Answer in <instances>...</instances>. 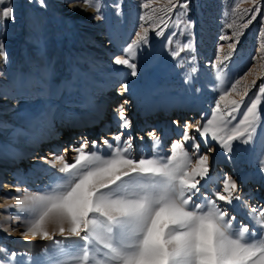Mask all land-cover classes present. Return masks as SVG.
I'll list each match as a JSON object with an SVG mask.
<instances>
[{
	"label": "rangeland",
	"instance_id": "1",
	"mask_svg": "<svg viewBox=\"0 0 264 264\" xmlns=\"http://www.w3.org/2000/svg\"><path fill=\"white\" fill-rule=\"evenodd\" d=\"M13 2L16 5V20L15 23L8 22L7 34L3 36L8 59L6 62L0 61V193L3 192V181L8 177V167L14 160L7 146L25 143L30 129L38 130L44 119L57 120L59 124L65 120L69 110L83 109L87 103L85 95L92 96L96 89L102 88L110 97L120 100L123 97H133L136 112L126 113L131 118V127L127 129L125 136H132L133 155L139 157L153 153V141L148 136L149 132L155 131L159 139L155 151L161 155L169 154L175 134L181 138L180 131H174L176 125H169L166 120L169 131L160 141L162 126L154 120L155 115L151 118L144 116L149 112L150 103L160 102V109H171L173 105L170 101L182 102L189 96L190 109L184 114L201 109L200 120L206 122V119L212 118L216 101L237 78L245 76L251 70L237 86L239 92H243L245 84H250L253 79L257 86L264 83V60L258 58L264 52L261 49L264 44V13L257 14V19L248 28L240 29L242 9L252 6L246 0H188V9H180L170 17H165L168 27L164 28V35L156 36L154 31H149L148 44L137 50L133 60L138 66V75L135 77L131 76L130 69L115 65L113 60L122 55V48L130 39L135 38V32L140 31L142 23L149 26L147 22L140 20V16L146 12L148 15L152 14L141 7L145 0H115L120 6L119 16L115 13L114 0H99L101 14L104 16L99 21L92 18L94 9L82 11L83 5L73 8L67 0H45L46 7H40L38 3L29 4L28 0ZM165 2L166 0H159L153 7H163ZM261 6L264 7V0H261ZM189 21L193 25L191 29L186 28ZM228 24L233 27H226ZM234 30L242 31L243 35L235 49L229 50L227 44L231 41H221L219 37H231ZM173 33L176 35L170 43L167 37ZM185 43H190L191 48L173 58L172 50L179 51ZM220 45L224 49L219 53L221 59L229 52L231 57L220 66L221 71L218 73L213 65L218 63L217 48ZM150 78L154 79V86L146 85ZM257 91L258 87L248 93L246 104L255 97ZM228 99L239 97L233 93ZM198 101L202 102L203 107H198ZM221 106L223 107V102ZM110 110L111 101H108L103 116L101 115L103 118L99 117L102 120L96 118L98 126L94 121L97 128L93 134L87 133L86 138L90 145L91 141L96 140L100 150L105 153L108 151L101 146L109 136L104 134L110 130L115 133L119 128L115 130L109 125L102 126L108 121L112 113ZM244 111L246 107L242 106L235 114L237 119L232 121L233 125L242 118ZM261 114L264 115V105L261 106ZM191 121L195 123L197 120ZM86 124L88 123L82 122L78 125V135L85 132L82 127ZM57 131H60L59 126ZM77 134L69 135L64 143L52 149L53 155H65L72 162L75 153L71 151V147L77 144L75 139H80L75 137ZM15 136L18 137L17 140L14 139ZM36 146L24 151V159L33 153ZM65 147L67 151L64 150ZM201 151L206 152L207 149L202 146ZM210 155V178L201 182V192H214L221 186L222 178L231 175L239 182L243 199L234 201L231 205L219 203L236 217L237 225L247 223L251 227H258L251 209L264 208V173L259 171V160L264 159V126L258 127V134L252 144L235 142L230 156L219 148ZM43 157L48 160L53 158L47 155ZM228 160L235 162L239 175L221 169V165H227ZM36 166L44 169V176L29 181V174H18L11 181L12 186L5 191L6 201L0 205V259H5L10 252L18 253L10 264H47L49 254L57 249L55 241L41 240L38 237L32 246L24 247L25 237L19 234L24 228L17 220H13L24 216L14 206L25 190L43 191L62 175L57 171L59 164L56 168L50 164ZM258 180L263 182V186L254 189L251 185H255ZM9 205L13 207H8ZM4 227L15 231L9 234L3 231ZM52 230L50 226L49 231ZM55 240L62 244L71 243L64 241L58 234Z\"/></svg>",
	"mask_w": 264,
	"mask_h": 264
},
{
	"label": "snow or ice",
	"instance_id": "2",
	"mask_svg": "<svg viewBox=\"0 0 264 264\" xmlns=\"http://www.w3.org/2000/svg\"><path fill=\"white\" fill-rule=\"evenodd\" d=\"M67 2L73 8L83 5L82 11L92 8L93 19H104L99 0ZM246 2L252 6L242 9L240 29L248 28L257 14L264 13L261 0ZM28 3L46 7L45 0H28ZM154 3L159 0H145L141 5L152 13L140 16L149 26L142 23L135 38L122 48V55L113 60L115 65L130 69L133 77L138 75L133 60L137 50L148 44L149 31H154L156 36L164 35V28L168 27L165 17L190 7L188 0H166L159 8L153 7ZM114 9L119 16L120 6L115 0ZM15 20L13 0H0V61L3 62L8 59L3 36L7 34L8 22ZM192 27L189 21L186 28ZM175 35L167 37L170 43ZM242 35V31L234 30L231 37L221 35L219 39L231 41L227 47L234 50ZM190 48L191 44L185 43L179 51L173 49L171 55L177 58ZM223 50V45L217 48L218 63L213 65L218 73L231 57L229 52L221 59L219 53ZM258 58L264 60V52ZM250 72L237 78L219 97L211 119L195 123L185 120L183 124L179 119L172 121L180 129L181 139L172 142L169 154L155 151L159 139L152 131L148 136L153 141V153L133 155V138L130 134L125 136L131 121L121 106L118 132L111 142L103 140L107 153L100 150L96 140L89 147L85 139L71 147L75 153L72 162L65 155H54L52 160L41 157L53 168L59 164L57 171L62 175L49 188L40 192L25 190L17 200L14 207L24 214L22 219L17 218L24 228L19 234L56 242L57 249L49 254L47 264H264V235H261L264 208L251 209L258 227L247 223L237 225L236 217L219 203L231 205L243 199L240 184L231 175H225L214 192H201V182L210 178V154L219 148L230 156L235 142L252 144L258 127L264 126L261 114L264 83L257 86L253 79L245 84L243 92L237 91ZM257 87L255 97L246 104L248 93ZM233 93L239 99H228ZM242 106L246 111L233 125L235 114ZM202 146L206 152L201 151ZM259 171L264 173V159L259 160ZM3 231L10 234L15 229L4 227ZM57 234L71 243L56 241ZM17 255L15 251L8 253L5 259H0V264H10Z\"/></svg>",
	"mask_w": 264,
	"mask_h": 264
},
{
	"label": "bare ground",
	"instance_id": "3",
	"mask_svg": "<svg viewBox=\"0 0 264 264\" xmlns=\"http://www.w3.org/2000/svg\"><path fill=\"white\" fill-rule=\"evenodd\" d=\"M146 85L154 86V79L150 78ZM84 100L87 102L84 105V108L83 109L73 108L72 110H69V112L66 114L65 120L61 121V123L58 124L57 120L49 121L48 119H44L43 123L38 127V130L30 129V131H29L30 134H29L28 139L25 143H23V142L22 143H13V144H9L7 146L9 152H11L13 154L14 160L10 164V166L8 167L7 173L8 172L9 173L7 174L8 177H7L6 181H3V189H2L3 192L0 193V205L6 201L7 197H6L5 191L12 186L11 181L15 180V176H17L18 174H23V173L29 174L28 175L30 177L29 181H34L35 178L41 179V176L42 175L44 176V172H43L44 169L36 166L37 164H39V165L43 164V165L47 166L48 163L43 162L44 159L40 161L41 157H43L45 155L54 156L53 155L54 150H52V149L56 148V146L58 144L64 143V139L66 137H68L69 135L71 136L74 133L77 134L78 131L76 128H80L78 126L80 123L84 122V123H88V124H86L85 126L82 127L83 130L85 129V132L83 134L81 132V133H79V135L78 134L75 135L76 138L80 137V139H75L74 141H78V142H77V144L72 145V146H78L79 143L84 142V139H86L88 137L87 133L93 134L95 129L97 128L94 125L95 122L97 123V126L99 123V121H95V120H96V118H98L99 120H102L100 118H103L102 113H103V111L106 107V103L108 101H111V110L110 111H112V113H111L108 121L106 123H103V125H102L103 127L109 125V126L113 127L115 130H116V128H118V126L120 124L119 110H120L121 106H123V109H124L125 113H127V115L131 111L136 112L133 97H132V99L123 97L120 100V98L110 97V95L107 93V91H104V89H102V88L96 89L92 96H89L88 94H86L84 97ZM125 101H127L126 104L124 103ZM170 104L173 105L171 109H168V108L164 109V107L162 109H160L161 108L160 102L150 103L148 106L149 112L147 114H144V116H147L149 118H151L152 115H155V116H153V118L155 117L154 120L155 121L157 120V123L162 126V134H161V136H159L160 141L162 140L163 135L169 131L168 128H166V124H165L166 120L168 121V122L167 121L166 122L169 125L174 126V124L172 123L173 120L179 119L181 121V124H183V122L185 120L192 122L191 120H200L202 117L201 109H197V110H194L188 114H184V113H186V111L188 109H190L189 96H187L184 99V101H182V102L181 101H170ZM197 105H198V107H203V104L201 101H198ZM157 112H161V113L159 115H157L156 114ZM187 115H189V116H187ZM128 119L130 120L131 118L129 117ZM192 123H194V121ZM58 126H59L60 131H57ZM118 130H119V128H118ZM174 131H177V133H178V131H180V129L176 126ZM117 132L118 131H115V133H114L113 130H110V131H107L106 132L107 134H104V135H108L109 136L108 140L111 142L113 135L116 134ZM56 133H57V135H56ZM58 133L60 136H58ZM14 139L17 140L18 137L15 136ZM41 139H44V140L38 144V142ZM172 139H173L172 142L179 140L178 135L175 134V136H173ZM34 146H36V147H35L33 153L24 159V155H23L24 151H27L31 147H34ZM90 146L91 145L89 143V147ZM101 147L103 150L108 151L107 147L104 146L103 144ZM147 148H150V147L147 146ZM64 150H66V147L64 148ZM221 169H225L226 171H228L231 174H235V175L240 174V171H239L237 165L232 160H228L227 165L223 163V165H221ZM5 176H6V174H5ZM43 179H45V177ZM251 186L254 187V189L255 188L260 189L261 186H263V182L261 180H258L255 185H251ZM13 220H17V219L13 218ZM34 243H35V238H33L31 236L25 237V239L23 240L24 247L25 246L30 247ZM31 248H29V249H31Z\"/></svg>",
	"mask_w": 264,
	"mask_h": 264
}]
</instances>
